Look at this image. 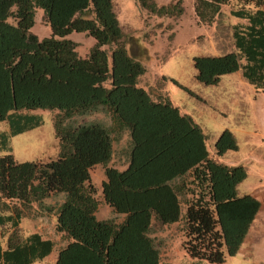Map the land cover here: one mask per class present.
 I'll list each match as a JSON object with an SVG mask.
<instances>
[{
	"label": "trees",
	"instance_id": "obj_1",
	"mask_svg": "<svg viewBox=\"0 0 264 264\" xmlns=\"http://www.w3.org/2000/svg\"><path fill=\"white\" fill-rule=\"evenodd\" d=\"M228 1L193 0L196 23L213 24ZM181 2L133 0L144 28L128 31L112 0H0V122L8 124L0 132V264H31L50 254L53 241L37 233L23 238L19 223L21 209L52 195H62L53 230L64 242L54 264H159L150 235L176 223L181 206V248L189 258L222 264L238 253L260 208L254 197L236 193L245 168L209 159L206 135L171 103L160 71L167 51L162 59L133 53L147 48L146 26L182 15ZM36 9L49 28L40 40L30 32ZM229 14L237 20L229 27L231 50L193 58V81L214 87L238 72L264 94V0H236ZM71 33L93 39L86 56L66 39ZM36 110L53 113L56 157L17 162L9 140L40 126ZM123 135V160L115 163L113 145ZM213 148L218 157L237 150L227 130ZM95 165L104 173L100 197L123 216L119 222L94 217Z\"/></svg>",
	"mask_w": 264,
	"mask_h": 264
},
{
	"label": "rangeland",
	"instance_id": "obj_2",
	"mask_svg": "<svg viewBox=\"0 0 264 264\" xmlns=\"http://www.w3.org/2000/svg\"><path fill=\"white\" fill-rule=\"evenodd\" d=\"M116 5L117 22L120 27L128 31L143 29L139 18V10L133 0H112ZM158 5L176 0H154ZM183 13L178 19L163 18L155 26L154 19L147 20L145 32L149 35L146 49L133 47V53L141 58L162 59L163 51L168 57L161 66L165 92L181 114L188 115L206 135L204 142L208 158L215 163L229 166H244L248 163L259 164L262 160L260 142L264 131V95L239 79L237 72L224 75L214 87H203L193 81L192 60L195 57H218L230 51L229 27L237 23L230 16L231 8H235L236 0H229L221 6L218 16L210 26L199 25L193 15V0H181ZM43 12L35 10L34 24L30 32L39 40L49 35V28L42 20ZM170 28H167V27ZM165 28V29H164ZM154 32L151 34V32ZM66 39L76 44L78 56L84 57L93 46V39L84 33H71ZM228 45V48H227ZM146 55V56H144ZM231 84H236L233 93ZM40 117L41 124L37 128L16 135L9 140L11 154L17 162H44L54 159L57 154V141L53 136L51 116L52 112L36 110L32 112ZM97 118L108 124L107 117L97 114ZM224 130L229 131L235 140L237 151L227 152L223 156H216L213 148L215 139ZM0 132H8V124L0 122ZM126 136L123 135L118 143L113 145V162L123 160L119 151L125 147ZM3 153H0V156ZM261 164V163H260ZM124 166L117 169L123 170ZM90 183L95 189L98 202L94 217L97 221L113 219L122 220V215H116L106 205L101 197V182L104 180L103 167L95 165L89 170ZM62 195H52L41 202V206L32 203L27 209H21L22 217L19 228L22 237L37 233L43 239L53 241V250L48 256L31 264H54L57 248L64 242L54 233L55 210L61 202ZM13 203L8 202L11 206ZM16 205V204H15ZM184 206L180 207V219L173 224L163 227L153 235L160 254L159 264H208L189 258L181 248L183 240L180 231L184 214ZM7 213H4L6 215ZM151 236V235H150ZM2 240V245H3ZM241 255L226 257L222 264H247ZM251 264V263H248Z\"/></svg>",
	"mask_w": 264,
	"mask_h": 264
},
{
	"label": "crops",
	"instance_id": "obj_3",
	"mask_svg": "<svg viewBox=\"0 0 264 264\" xmlns=\"http://www.w3.org/2000/svg\"><path fill=\"white\" fill-rule=\"evenodd\" d=\"M231 87L234 90L233 93L236 92L237 85L231 84ZM261 124L264 131V123ZM259 147L258 149L262 155L261 164L248 163L245 165L246 178L236 187L238 196L250 195L260 204V208L251 224L250 230L236 254V256L241 255V257L246 259L247 264H264V137ZM153 235L155 233H152L150 237L153 238Z\"/></svg>",
	"mask_w": 264,
	"mask_h": 264
}]
</instances>
